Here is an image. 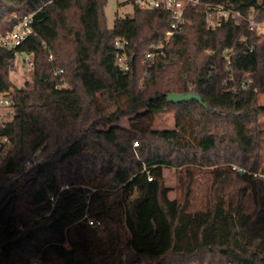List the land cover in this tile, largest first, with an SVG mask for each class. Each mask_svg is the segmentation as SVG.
Wrapping results in <instances>:
<instances>
[{
  "label": "trees",
  "instance_id": "trees-1",
  "mask_svg": "<svg viewBox=\"0 0 264 264\" xmlns=\"http://www.w3.org/2000/svg\"><path fill=\"white\" fill-rule=\"evenodd\" d=\"M106 1L0 0L1 33L30 14L34 29L17 47L0 46V90L15 98L0 129L10 138L0 148V264H264V178L255 176L264 173V37L247 22L210 28L200 4L165 41L169 11L129 0L134 13L109 28ZM201 1H233L264 19V0ZM153 44L162 53L150 59ZM16 52L33 61L23 86L10 78ZM190 91L203 103L168 100ZM168 112L175 128L155 129ZM168 167L185 172L181 199L169 197ZM204 167L211 199L192 209ZM234 178L244 182L237 198L225 193Z\"/></svg>",
  "mask_w": 264,
  "mask_h": 264
},
{
  "label": "built area",
  "instance_id": "built-area-1",
  "mask_svg": "<svg viewBox=\"0 0 264 264\" xmlns=\"http://www.w3.org/2000/svg\"><path fill=\"white\" fill-rule=\"evenodd\" d=\"M200 4L205 6L206 11V22L210 28H216L220 26L224 21L232 20L235 22H247L249 28L253 31H256L260 35L264 37V19H259L257 17V13L255 8H251L248 13H244L242 9L237 7L236 3L233 1H226L221 3H202L201 0H137V5L141 8L145 7H158L163 8L169 11L172 15V20L170 22V26L165 33L164 40L167 41L170 37L177 31L183 30L185 25L188 22L186 11L188 7H195ZM31 17L32 14L26 15L20 19H18L15 27L6 33L0 32V46L6 48H15L20 45L27 37H29L34 29L31 25ZM126 39L124 37H119L115 40V47L118 50V60L121 65V68L128 69L129 61L128 56L125 51ZM162 53V50L158 49V46L153 44L152 50L148 51L146 54L147 58H154L155 55ZM18 57L19 53L16 52ZM28 65H32L33 61L31 60L29 55H26V59L24 60ZM228 62L230 59L228 57ZM59 72H63L60 69ZM252 81L251 78H246L241 86L246 89L249 83ZM15 115V98L12 91H2L0 90V129H5L9 122L13 119ZM10 143V138L3 133H0V148L8 145ZM134 145L137 146L138 142L135 141ZM34 161L33 163H35ZM31 161L27 162V165H31ZM241 173H245L246 170L243 168H237ZM255 176H260L264 178V173L259 172L255 173ZM151 180L152 177H149ZM51 199L54 200L55 197L51 196ZM88 223L91 225H101V222L96 220L95 218L88 217ZM64 246L70 248L69 244L66 242ZM27 264H43L42 261L38 257H32ZM187 264H237L235 262H223V263H207L200 261H192Z\"/></svg>",
  "mask_w": 264,
  "mask_h": 264
},
{
  "label": "rangeland",
  "instance_id": "rangeland-1",
  "mask_svg": "<svg viewBox=\"0 0 264 264\" xmlns=\"http://www.w3.org/2000/svg\"><path fill=\"white\" fill-rule=\"evenodd\" d=\"M135 5L129 0H107L104 6V16L106 25L112 28L117 18H123L127 15L133 14ZM15 15V14H14ZM26 54L19 53L16 61L10 66V78L13 84L16 86H23L27 80L31 79V74L27 68V63H24ZM27 64V65H26ZM143 78L140 79V84L143 82ZM67 85V82H63ZM259 102L264 105V94L259 95ZM260 125L264 129V115L260 117ZM120 124L129 128L128 118H123ZM155 129H173L175 128V118L173 112L163 113L156 117L154 123ZM135 142V141H134ZM132 143L133 147H136ZM261 167L264 168V134L262 142V159ZM208 168V167H207ZM206 167L197 171L194 182V194L192 195V209H200L206 206L207 202L211 199V189L213 178L207 172ZM261 172V171H260ZM165 184L169 187V197L172 199H181L183 197V185L181 179L185 177V172L181 168L168 167L165 168ZM244 185V182L238 178H234L225 187V193L229 197L237 198L239 189Z\"/></svg>",
  "mask_w": 264,
  "mask_h": 264
},
{
  "label": "water",
  "instance_id": "water-1",
  "mask_svg": "<svg viewBox=\"0 0 264 264\" xmlns=\"http://www.w3.org/2000/svg\"><path fill=\"white\" fill-rule=\"evenodd\" d=\"M168 100L173 103H181L184 101L197 100L203 103V99L200 94L190 91V92H170L168 94ZM148 264V263H143Z\"/></svg>",
  "mask_w": 264,
  "mask_h": 264
}]
</instances>
